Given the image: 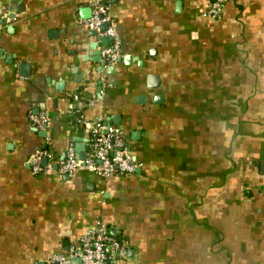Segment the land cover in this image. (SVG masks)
Masks as SVG:
<instances>
[{"label":"crops","instance_id":"0c3cea01","mask_svg":"<svg viewBox=\"0 0 264 264\" xmlns=\"http://www.w3.org/2000/svg\"><path fill=\"white\" fill-rule=\"evenodd\" d=\"M209 1L100 0L120 55L105 63L88 0H0V264H56L98 222L122 244L112 264H264V0L214 18ZM97 118L133 172H59Z\"/></svg>","mask_w":264,"mask_h":264},{"label":"built area","instance_id":"2783aa9c","mask_svg":"<svg viewBox=\"0 0 264 264\" xmlns=\"http://www.w3.org/2000/svg\"><path fill=\"white\" fill-rule=\"evenodd\" d=\"M226 0H210L206 15L217 17ZM90 14L83 22L97 36L107 37L109 44L101 49L105 63H112L119 58L118 42L113 23L106 4L100 0H88ZM75 111L84 105L78 97L72 94ZM31 126L39 131H45L49 124V116L44 113L28 114ZM79 120V119H78ZM87 150L79 159L71 146H68L62 157L55 162L58 171L71 173L78 167L99 177L123 175L132 173L136 167L131 160L128 145L121 130L112 124L105 123L101 118L95 119L84 127ZM47 137H44V143ZM41 159H53L52 152L46 147L37 148L28 161L32 173L40 169ZM123 253L122 244L99 222L85 229L75 245H69L65 253L53 254L48 261L56 264H67L72 259H78L79 264H112Z\"/></svg>","mask_w":264,"mask_h":264},{"label":"water","instance_id":"95a60500","mask_svg":"<svg viewBox=\"0 0 264 264\" xmlns=\"http://www.w3.org/2000/svg\"><path fill=\"white\" fill-rule=\"evenodd\" d=\"M19 67H22L23 66V63H20L19 65H18ZM84 157V154L83 153H81V154H79V159H82ZM42 161L43 162H45V160L44 159H42Z\"/></svg>","mask_w":264,"mask_h":264},{"label":"trees","instance_id":"16d2710c","mask_svg":"<svg viewBox=\"0 0 264 264\" xmlns=\"http://www.w3.org/2000/svg\"><path fill=\"white\" fill-rule=\"evenodd\" d=\"M77 116V115H76ZM76 118V117H75Z\"/></svg>","mask_w":264,"mask_h":264}]
</instances>
